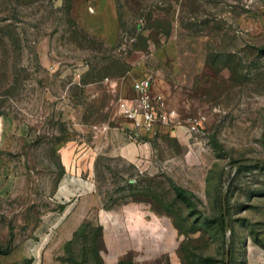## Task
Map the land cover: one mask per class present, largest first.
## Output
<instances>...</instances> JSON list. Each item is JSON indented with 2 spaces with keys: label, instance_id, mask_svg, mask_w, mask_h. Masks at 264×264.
I'll use <instances>...</instances> for the list:
<instances>
[{
  "label": "rangeland",
  "instance_id": "374dc122",
  "mask_svg": "<svg viewBox=\"0 0 264 264\" xmlns=\"http://www.w3.org/2000/svg\"><path fill=\"white\" fill-rule=\"evenodd\" d=\"M144 77L169 133L120 114ZM248 160L263 167L234 166ZM227 249L264 264V0H0V264H225Z\"/></svg>",
  "mask_w": 264,
  "mask_h": 264
},
{
  "label": "built area",
  "instance_id": "2783aa9c",
  "mask_svg": "<svg viewBox=\"0 0 264 264\" xmlns=\"http://www.w3.org/2000/svg\"><path fill=\"white\" fill-rule=\"evenodd\" d=\"M151 79L144 77L132 83L136 94L134 102L120 101L118 108L128 129L139 136H152L156 133H169L176 127L177 117L173 111H164L161 98L150 92Z\"/></svg>",
  "mask_w": 264,
  "mask_h": 264
},
{
  "label": "crops",
  "instance_id": "0c3cea01",
  "mask_svg": "<svg viewBox=\"0 0 264 264\" xmlns=\"http://www.w3.org/2000/svg\"><path fill=\"white\" fill-rule=\"evenodd\" d=\"M131 93H132L131 98L127 100L134 102L136 98V94L133 92V90H131ZM151 94L154 95L152 91ZM132 144L136 146L135 143ZM128 156L130 158L134 157L133 151L131 149L128 150ZM98 203L99 201L97 197L93 194L82 197L77 202L72 213L65 220L61 229L60 241L62 242L68 241L71 238L74 231L76 230L77 226L86 218L88 212L91 209L95 208L98 205Z\"/></svg>",
  "mask_w": 264,
  "mask_h": 264
},
{
  "label": "water",
  "instance_id": "95a60500",
  "mask_svg": "<svg viewBox=\"0 0 264 264\" xmlns=\"http://www.w3.org/2000/svg\"><path fill=\"white\" fill-rule=\"evenodd\" d=\"M244 165H254V166L263 167L262 163H260L258 161H253V160L242 161V162L236 163L234 166L240 167V166H244ZM224 196H225V193H223V196H222V209H223V217L225 220V230L227 231L228 227H227V217H226ZM225 264H228V249L226 250Z\"/></svg>",
  "mask_w": 264,
  "mask_h": 264
},
{
  "label": "trees",
  "instance_id": "16d2710c",
  "mask_svg": "<svg viewBox=\"0 0 264 264\" xmlns=\"http://www.w3.org/2000/svg\"><path fill=\"white\" fill-rule=\"evenodd\" d=\"M176 195H177L179 198H181V190H180V189H177V190H176Z\"/></svg>",
  "mask_w": 264,
  "mask_h": 264
}]
</instances>
